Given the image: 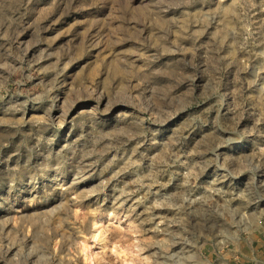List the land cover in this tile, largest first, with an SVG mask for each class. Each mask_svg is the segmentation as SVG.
Segmentation results:
<instances>
[{"label": "rangeland", "instance_id": "obj_1", "mask_svg": "<svg viewBox=\"0 0 264 264\" xmlns=\"http://www.w3.org/2000/svg\"><path fill=\"white\" fill-rule=\"evenodd\" d=\"M263 237L264 0H0V264Z\"/></svg>", "mask_w": 264, "mask_h": 264}, {"label": "crops", "instance_id": "obj_2", "mask_svg": "<svg viewBox=\"0 0 264 264\" xmlns=\"http://www.w3.org/2000/svg\"><path fill=\"white\" fill-rule=\"evenodd\" d=\"M259 249L257 256L251 255L252 252L249 251L248 257L242 255L240 259V264H264V237L258 239ZM233 262V260H232ZM234 261L232 264H238V262ZM227 264H231L230 262H226Z\"/></svg>", "mask_w": 264, "mask_h": 264}]
</instances>
